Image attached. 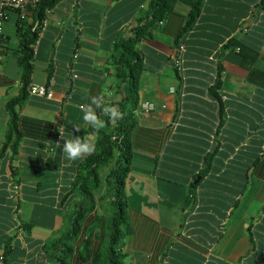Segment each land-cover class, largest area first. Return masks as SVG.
I'll list each match as a JSON object with an SVG mask.
<instances>
[{
    "label": "crops",
    "instance_id": "obj_1",
    "mask_svg": "<svg viewBox=\"0 0 264 264\" xmlns=\"http://www.w3.org/2000/svg\"><path fill=\"white\" fill-rule=\"evenodd\" d=\"M172 8L149 38L135 44L142 66L138 101L153 103L154 110L135 111L130 132L131 162L122 192L126 222L117 246L121 263L264 264V148L228 216L217 215L207 198L184 207L189 169L202 162V153L215 139L241 141L227 153V163L248 154L243 146L262 141L264 147V1L204 0L191 29L182 34L188 7L176 1ZM147 13L148 0H58L45 9L29 85H46L51 79L52 96L28 93L15 107L20 124L36 129L23 135L17 153L0 159V264L7 239L6 264H55L43 244L66 234L70 215L82 201L71 190L81 159L65 158L57 143H63L59 131L65 138L80 135L94 141L96 130L88 129L80 106L96 94L117 106L123 93L114 86L109 65L113 46L131 36ZM16 20V11L9 10L0 38V145L6 102L19 89ZM242 33L258 51L248 69L240 65L235 49L222 47L232 34ZM178 43L184 50L176 72L171 58ZM216 73L217 101L210 90ZM195 189L199 195L201 188ZM100 190L93 193L94 209L83 216L78 235L69 242L68 264H107L104 247L110 229L104 222L111 196L105 187ZM252 202L258 203L248 216ZM86 237L87 253L81 249ZM98 249L103 250L96 255Z\"/></svg>",
    "mask_w": 264,
    "mask_h": 264
},
{
    "label": "trees",
    "instance_id": "obj_2",
    "mask_svg": "<svg viewBox=\"0 0 264 264\" xmlns=\"http://www.w3.org/2000/svg\"><path fill=\"white\" fill-rule=\"evenodd\" d=\"M57 1L41 0L35 7L27 9L24 17H18L15 22L18 44L14 55L16 63L20 67L19 89L18 93L6 102L7 121L0 145V159L8 152L10 155L17 153L23 135L31 132L34 134L35 132L34 129L36 127L20 124L21 117L15 107L21 105L28 96L33 47L37 37L39 22L45 16V9L51 8ZM176 1L188 7L180 34L191 29L199 15L200 6L204 0H148L146 20L140 24L138 23L132 29L131 36L117 40L113 46L109 65L113 70L114 86L116 88L120 87L123 93L117 102L118 108L123 113V118L112 122L108 117L101 116L106 124L99 132L95 131L93 141L95 143V151L93 154L81 159L78 164V172L75 178L72 179L71 190L80 195L82 201L76 204V209L70 215L71 225L66 234L58 238L49 239L43 244L44 250L55 264H68L67 257L72 251L69 242L78 235L83 216L91 212L95 207L96 202L93 193L98 190L102 182V178L100 179L98 173L101 168L106 166H108V170L103 177L104 187L106 194L111 196L109 204L112 208V214L108 222L110 233L104 251L107 264H113L112 261L116 260V264H122V254L118 252L117 246L120 244L122 237L121 229H123L126 222L124 212L126 204L122 193L123 180L131 162L130 132L135 125V111L139 102L137 95L138 78L142 69L141 58L136 51L135 44L140 39L150 37V30L156 23L165 19L172 12L173 4ZM260 1L263 2L264 0ZM34 21H37L38 24L32 28ZM235 26L233 25L232 28ZM245 35L246 33L232 34L223 43L222 47L225 49L237 48L236 51L241 59L240 65L248 69L252 67L258 51L254 46L247 43ZM72 40H74V37ZM73 43L69 45V53L74 46ZM218 68L219 65H217V71ZM174 70L178 72L175 68ZM219 82V76L216 73L210 88L215 95L216 101L218 100L216 89L219 86ZM89 128H91L90 125H88ZM240 142V140L222 142L215 139L214 144L210 143L209 151L202 153V162L194 164L186 176L187 194L184 207L189 204L193 205L199 197L207 198L210 204L217 207V215L228 216V209L236 205L237 197L245 191L249 184L248 171L264 148L262 141H255L241 148L249 150L245 157H236L227 163L225 161L227 153L234 151L233 149ZM197 177L198 180L193 183ZM168 178L174 181L176 179L173 176ZM198 187L201 188L199 195L195 189ZM85 200L87 201L85 202ZM83 243L81 249L87 253V237ZM9 249L10 240L7 239L2 246L1 264H6ZM102 250L98 249L96 255H99ZM79 253L81 254V251Z\"/></svg>",
    "mask_w": 264,
    "mask_h": 264
},
{
    "label": "clouds",
    "instance_id": "obj_3",
    "mask_svg": "<svg viewBox=\"0 0 264 264\" xmlns=\"http://www.w3.org/2000/svg\"><path fill=\"white\" fill-rule=\"evenodd\" d=\"M83 113V120L86 124L90 125L97 132L105 127V120L101 116H106L112 122H116L123 118V113L118 106L106 104L104 96L101 94L92 95L89 98L87 104L80 106ZM97 109H100V113H97ZM79 129H77V132ZM59 139L63 141L61 151L68 160L83 159L88 155H91L95 151V143L86 138H82L80 135H72L70 138H65L62 131H59Z\"/></svg>",
    "mask_w": 264,
    "mask_h": 264
},
{
    "label": "built area",
    "instance_id": "obj_4",
    "mask_svg": "<svg viewBox=\"0 0 264 264\" xmlns=\"http://www.w3.org/2000/svg\"><path fill=\"white\" fill-rule=\"evenodd\" d=\"M40 1L41 0H0V38L2 37L3 33L2 24L7 17V12L9 10L16 11L17 18H22L24 17L25 11L27 9L35 7ZM46 12H48V10H46ZM43 19H41V21L39 22L38 27L42 26ZM37 24L38 22L34 21L32 28H34ZM241 31H245V28L242 27ZM183 50V44L178 43L171 58L172 67L178 71L181 69V53L183 52ZM235 50H237V48H235ZM75 77V74H71V78ZM52 83L53 82L50 79L47 81L46 85H29L28 93L30 95L50 98L52 96V91L50 88ZM169 90L172 91V88L170 87ZM70 91H72V89ZM138 110L141 113L146 114L154 110V105L149 101H139L136 111Z\"/></svg>",
    "mask_w": 264,
    "mask_h": 264
},
{
    "label": "rangeland",
    "instance_id": "obj_5",
    "mask_svg": "<svg viewBox=\"0 0 264 264\" xmlns=\"http://www.w3.org/2000/svg\"><path fill=\"white\" fill-rule=\"evenodd\" d=\"M9 41L10 42H12L13 41V35H11L10 34V36H9ZM112 163V162H111ZM107 170H108V166H106V167H103V168H101L99 171V173H98V176L100 177V179L101 178H103L104 177V174L107 172ZM103 183V181L101 182V184ZM104 186V184L102 185V186H100V188H98V191H101L100 189L101 188H104L103 187ZM262 194H263V192L262 191H260V192H258V197H261L262 196ZM243 196H245V195H243ZM87 200H85V202H86ZM258 202H252V204L247 208V211H246V213H247V215L248 216H251V215H253V213H254V211H255V209H256V204H257ZM108 205V204H107ZM110 207H109V205L107 206V213H108V216H106L105 215V222H104V224L105 225H108V222H109V216H110Z\"/></svg>",
    "mask_w": 264,
    "mask_h": 264
},
{
    "label": "water",
    "instance_id": "obj_6",
    "mask_svg": "<svg viewBox=\"0 0 264 264\" xmlns=\"http://www.w3.org/2000/svg\"><path fill=\"white\" fill-rule=\"evenodd\" d=\"M197 180H198V177L193 181V183H196Z\"/></svg>",
    "mask_w": 264,
    "mask_h": 264
}]
</instances>
